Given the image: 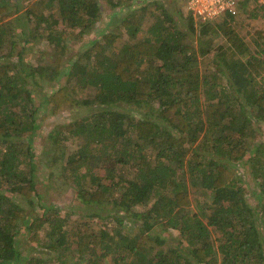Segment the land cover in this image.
<instances>
[{
    "label": "trees",
    "instance_id": "obj_1",
    "mask_svg": "<svg viewBox=\"0 0 264 264\" xmlns=\"http://www.w3.org/2000/svg\"><path fill=\"white\" fill-rule=\"evenodd\" d=\"M101 16L100 0H0V264H264V27L190 13L187 30L150 2L67 58ZM35 45L45 63L25 62ZM75 99L89 113L48 151L76 190L66 211L53 179L38 191L34 141Z\"/></svg>",
    "mask_w": 264,
    "mask_h": 264
},
{
    "label": "rangeland",
    "instance_id": "obj_2",
    "mask_svg": "<svg viewBox=\"0 0 264 264\" xmlns=\"http://www.w3.org/2000/svg\"><path fill=\"white\" fill-rule=\"evenodd\" d=\"M8 1H12V0H8ZM100 1L102 7V16L100 17L99 22L97 23L96 29L91 33L87 34L84 40H78L77 38L68 40L69 46L66 56L67 58L72 57L80 49H82L83 46H85L87 42L95 36L96 32L101 34L100 31L104 27L112 28V24L116 23V20H118V18L125 15L126 13H128L129 11H131L132 9H134L135 7L141 4L154 2L160 5L161 7L167 8L172 14L176 16V18H178L181 28L190 30V27L188 25V19H189L188 16L190 15L191 11L186 8L182 0H128L126 3L117 6H112L106 0H100ZM192 15L197 20H201L194 14ZM222 18L223 17H220L214 19L213 21H219ZM148 21L151 22L150 19H148ZM232 21L234 24H236L238 29L241 30L243 34H246L247 29L254 30L257 27L259 28L264 27V5L259 3L257 0H248V2L246 3V7H243L242 9L240 8L239 12L236 15H234V17H232ZM210 34L215 36V33H210ZM247 38L248 40L254 39L251 34H248ZM251 43L252 45H254L253 41ZM29 45H30L29 47L33 45L32 41H30ZM12 58H16V57L14 56ZM24 58H25V62H31L32 59H35L36 62L35 65L45 63L46 61L45 59L41 60L36 45L34 46L32 53L25 54ZM67 62L68 61H66V63ZM63 81H64L63 78L58 80V82H63ZM44 85H45L44 86L45 89L46 88L48 89L50 87V84L47 82H44ZM34 95L36 96L37 94L34 93ZM147 108L148 107H141L138 109L133 108L132 112L139 117L141 116L144 118H149L150 116L147 114ZM88 113H89L88 107H86L85 105H80L76 99L72 100L67 106H65V108L60 113L50 114L51 116L42 123V127L40 128L39 131H37L36 138L34 141L35 151L38 153V155H41L44 160V162L40 164V168L36 173V177L38 180V185H37L38 191L42 192L44 198L47 199L46 185L49 181L53 179L59 189L56 197L58 198L62 210H66V211L73 209L74 206H77L78 204V201L75 199L74 196H72L76 193V190L75 188H73V186H70L67 182H65L66 179L64 176H61L62 170L60 167V162L57 164V166H53L51 164V154L48 151L50 149L52 135L55 132L54 127L58 122L70 121L73 119L82 118ZM259 138L261 139L264 138V129L261 131ZM233 164L236 167H238L241 172H243L242 163L239 164V162H235ZM245 179H246L245 185L247 188L246 201L249 204L253 205L254 207H257L259 204V200L257 199L256 194L259 192V188H258L259 185L253 180L250 173L245 174ZM79 210L84 212L86 209H82V207H79ZM29 244L30 243L26 239L24 241L19 240V245L23 248L29 247L28 246Z\"/></svg>",
    "mask_w": 264,
    "mask_h": 264
},
{
    "label": "built area",
    "instance_id": "obj_3",
    "mask_svg": "<svg viewBox=\"0 0 264 264\" xmlns=\"http://www.w3.org/2000/svg\"><path fill=\"white\" fill-rule=\"evenodd\" d=\"M264 5V0H257ZM186 8L201 20L236 15L243 0H182Z\"/></svg>",
    "mask_w": 264,
    "mask_h": 264
}]
</instances>
